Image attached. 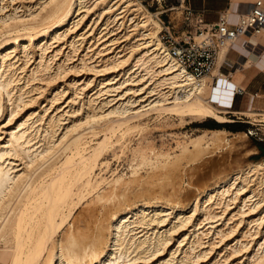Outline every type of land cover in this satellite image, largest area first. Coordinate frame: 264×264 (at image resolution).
<instances>
[{
	"label": "bare ground",
	"instance_id": "bare-ground-1",
	"mask_svg": "<svg viewBox=\"0 0 264 264\" xmlns=\"http://www.w3.org/2000/svg\"><path fill=\"white\" fill-rule=\"evenodd\" d=\"M154 16L138 0H0V264H264V161L181 203V160L234 137L171 133L170 153L146 136L152 115L229 121L236 88L218 67L230 48L197 85ZM133 133L136 162L110 170L101 156Z\"/></svg>",
	"mask_w": 264,
	"mask_h": 264
},
{
	"label": "rangeland",
	"instance_id": "rangeland-1",
	"mask_svg": "<svg viewBox=\"0 0 264 264\" xmlns=\"http://www.w3.org/2000/svg\"><path fill=\"white\" fill-rule=\"evenodd\" d=\"M138 1H140V3L152 14L158 13L161 11V8L156 3V0H152L153 1L152 3H151V0H138ZM150 4H152L151 7H149ZM158 16H160L159 18H161V19L168 18L169 20H171V25L173 26V31L175 33V36H180L181 30L178 28L179 27L178 26L179 13H175V14L172 13L171 14L170 12H167L164 14H160ZM217 80L218 79L214 80V82H213L214 85L218 84ZM216 81H217V83H216ZM224 116L229 121H215L213 119L207 118L204 120L191 122L194 120L190 119L189 117H185L184 118L185 122L186 123L191 122V123L186 124V125L183 124V127H181V126L179 127L177 125L179 121L175 118H168L167 119V125L166 124L165 125L164 124L158 125L159 121L156 119H153L154 115L147 116L145 118L144 121L147 120L148 127L150 128V130L148 131L146 136L154 139V144H155V147L157 149L160 148V146H162L163 148L165 147V149L167 151H170V153L172 152V150H173L172 148H174L175 144H174L173 136H170L169 134L174 133L175 135H183L185 133V134H188L190 136H196L205 130L223 128V127H221V128H208L206 126H201L203 123H207V122L209 123L210 120L214 121V122H218L219 124L229 125L227 128H223V129H225L228 132L227 133L228 138L231 139L232 137H234V139H231L229 141L230 145L227 144L229 147L225 146L223 148V150L222 149H220V150L212 149V150H210V152L208 149V152L210 154L208 153V154L204 155L203 158L197 160L196 162H189L186 160V158L185 159L183 158L181 160V162H182L181 168L183 167L182 170L184 169L182 172V178L183 179H182L181 187L184 190H181L180 196H178V198H177L178 202H181V203H184L185 201L188 202V200L193 195H196L198 193L199 189L201 188L202 184H204V183L205 184L207 183V185L212 184L218 177H220L226 173H232V172H236L239 169H244L246 167L247 163L264 161V155L263 154L261 155L260 150L257 147V143H264V140L258 141V140H256V138L249 136V135L242 137L240 134L243 132L246 134V129L248 128V125L245 123L246 121H250V122H258V121L256 119L255 120L246 119L242 116L241 122H234L235 118H231V117L229 118V117H227V114H225ZM228 129H230V130H228ZM235 137H237V138H235ZM94 139H95L94 137H92L90 135H86V140L87 141L91 140V142H89L90 145H92L94 143V141H95ZM124 140H125L124 141V147H123L124 153H120L121 157L119 155L116 157V156L112 155V151H108V153L106 152L100 158L101 161L109 162L110 170H113V169L123 170L130 163L136 162L133 155L131 154V152L128 149H131L134 146H136V143L138 141V136L133 133V134H130L129 137L127 136ZM164 144H165V146H164ZM117 150H118V148H115V152H117ZM174 153H175V150H174ZM184 160L186 163L183 162ZM205 165H210V167L208 169H206L205 171H202L201 168H204ZM98 167L99 166L97 165L95 172H98ZM200 170L202 171L203 175L200 174V176H199L198 174L201 172ZM105 173L109 174V171L107 170ZM189 176H190V178H188ZM188 179L190 182L188 181ZM189 183H191L192 185Z\"/></svg>",
	"mask_w": 264,
	"mask_h": 264
},
{
	"label": "built area",
	"instance_id": "built-area-1",
	"mask_svg": "<svg viewBox=\"0 0 264 264\" xmlns=\"http://www.w3.org/2000/svg\"><path fill=\"white\" fill-rule=\"evenodd\" d=\"M156 3L161 8L160 12L153 13L160 25L159 42L166 54L183 68L197 85L200 79L210 74L214 68L217 53L221 48H232L240 37L258 38L264 33V0H253L244 12L237 15L234 22L226 11L219 14L212 24H206L201 14L194 12L186 0H156ZM167 12L179 13L180 36H175L171 20L159 18L158 15ZM125 22L124 19L122 23ZM225 77L229 78L228 75ZM177 94L182 97L187 93L180 91ZM246 135L258 141L264 140V131L256 127L247 128Z\"/></svg>",
	"mask_w": 264,
	"mask_h": 264
},
{
	"label": "crops",
	"instance_id": "crops-1",
	"mask_svg": "<svg viewBox=\"0 0 264 264\" xmlns=\"http://www.w3.org/2000/svg\"><path fill=\"white\" fill-rule=\"evenodd\" d=\"M186 1L194 12L201 14L206 24L214 23L218 15L226 11H228L232 22H234L237 15L244 12L248 5L253 2V0ZM234 45L226 51L225 59L219 64L218 71L223 76L228 75L227 81L233 87L235 86L234 89H237L233 91L229 105L226 106L228 111L227 117L235 118L234 122H241L242 116L238 115V113L246 111L249 108L264 112V33L258 38H242ZM240 48L245 50L246 54L245 51H240ZM247 57L253 61H251L252 64L249 67L244 68L243 65ZM215 79L217 78H213L212 83ZM245 123L249 129L256 127L264 131V122L246 121Z\"/></svg>",
	"mask_w": 264,
	"mask_h": 264
},
{
	"label": "trees",
	"instance_id": "trees-1",
	"mask_svg": "<svg viewBox=\"0 0 264 264\" xmlns=\"http://www.w3.org/2000/svg\"><path fill=\"white\" fill-rule=\"evenodd\" d=\"M201 126H206L208 128H227L229 125L227 124H219L218 122H214V121H209V123H203ZM230 130V129H228ZM257 147L260 150L261 155H264V143H257Z\"/></svg>",
	"mask_w": 264,
	"mask_h": 264
}]
</instances>
